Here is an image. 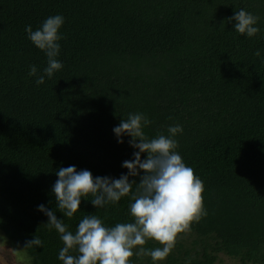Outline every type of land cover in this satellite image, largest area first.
I'll use <instances>...</instances> for the list:
<instances>
[{"label":"trees","instance_id":"trees-1","mask_svg":"<svg viewBox=\"0 0 264 264\" xmlns=\"http://www.w3.org/2000/svg\"><path fill=\"white\" fill-rule=\"evenodd\" d=\"M240 9L259 17L257 35L227 22ZM54 15L65 19L63 67L37 85L30 66L42 75L47 56L25 28ZM137 112L152 121L149 138L182 126L177 151L205 189L207 216L156 264H217L220 254L264 264V0H0V242L26 263L63 264L41 204L73 233L85 215L133 222L131 194L101 208L89 195L67 218L52 187L61 167L127 174L138 149L113 129ZM35 235L43 247L24 248ZM131 264L154 262L134 255Z\"/></svg>","mask_w":264,"mask_h":264},{"label":"clouds","instance_id":"clouds-1","mask_svg":"<svg viewBox=\"0 0 264 264\" xmlns=\"http://www.w3.org/2000/svg\"><path fill=\"white\" fill-rule=\"evenodd\" d=\"M258 20V16L245 9L227 18L228 23L235 21L236 32L250 38L260 32L256 26ZM64 22L62 15H54L46 18L35 31L31 25L25 28L30 41L47 56V66L42 75H37L35 65L30 66L28 75L37 76V85L45 82V76L51 78L63 67L57 57L61 47L59 41L63 38L60 29ZM254 55L260 56V51ZM151 123L144 113L137 112L129 114L114 127L119 143H124L122 137L127 135L131 137L128 141L130 146L138 149L132 160L123 162L122 166L128 169V173L121 174L118 179L94 177L89 170L77 171L75 166L61 167L56 171L58 179L52 193L56 208L64 217L72 218L80 210L82 199L87 200L85 198L89 195L92 197L89 201L96 208L117 203L130 194L133 201L130 205L133 222L108 227L98 216L85 215L75 233L69 230L64 219L57 218L55 210L39 205L38 210L48 217L47 227L60 234L64 246L58 258L63 264H131L134 255L151 257L156 264L169 256L181 233L189 231L193 222L207 216L203 202L204 183L195 175L193 168L186 166L177 151L176 136L183 132L182 126H169L167 135L160 133L149 138L144 128ZM143 153L147 154L145 159L141 158ZM130 177H139V182L130 180ZM134 184L137 185L135 192L132 191ZM148 240H154L162 247L146 249L143 246ZM33 246L43 247V241L36 235L25 242L24 248Z\"/></svg>","mask_w":264,"mask_h":264},{"label":"rangeland","instance_id":"rangeland-1","mask_svg":"<svg viewBox=\"0 0 264 264\" xmlns=\"http://www.w3.org/2000/svg\"><path fill=\"white\" fill-rule=\"evenodd\" d=\"M24 256L16 251L12 247H6L0 242V264H29L24 260ZM217 264H240L237 260L229 258L224 255H219Z\"/></svg>","mask_w":264,"mask_h":264}]
</instances>
